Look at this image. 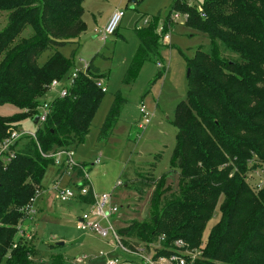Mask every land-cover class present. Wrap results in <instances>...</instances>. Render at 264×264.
<instances>
[{"label":"trees","instance_id":"1","mask_svg":"<svg viewBox=\"0 0 264 264\" xmlns=\"http://www.w3.org/2000/svg\"><path fill=\"white\" fill-rule=\"evenodd\" d=\"M83 1L0 0V12H7L0 30V104L17 109L10 116L0 115V141L24 118L37 114L53 79L69 73L71 59L57 49L76 44L86 30ZM177 13L184 15V25L193 34L207 39L186 58V98L174 111L169 172L178 175L177 189L165 187V175L154 177L153 165L144 172L132 171L131 177L126 165L121 175L129 177L138 202L153 190L148 216L132 220L130 228L117 227V233L127 247L134 241L147 246L153 258L169 256L178 239L197 249L217 207L219 218L195 264H264V181L255 176L264 170V0H203L199 6L173 0L161 33L159 14L134 29L138 44L124 82L132 81L145 61L160 58L161 36L167 33L169 17ZM44 52L49 55L40 64ZM161 75L159 71L157 77ZM105 76L89 61L68 94L50 101L49 115L37 126L35 139L26 137L19 149L17 143L11 146L15 153L8 162L0 160V264H68L61 253L45 262L29 260L38 257L37 250L14 238L40 191L47 164L54 163L46 155L84 141L103 93L96 82ZM123 104L116 95L99 128V140L111 134ZM83 168L80 164L71 171L91 188ZM61 169L58 166L57 173ZM257 181L262 187H255ZM121 185L115 184L112 192ZM78 200L92 201L90 194ZM161 236L160 248L152 249L150 244Z\"/></svg>","mask_w":264,"mask_h":264},{"label":"rangeland","instance_id":"2","mask_svg":"<svg viewBox=\"0 0 264 264\" xmlns=\"http://www.w3.org/2000/svg\"><path fill=\"white\" fill-rule=\"evenodd\" d=\"M172 1L84 0L82 8L86 30L76 44L68 43L57 49L71 59L69 73L81 71L92 60L98 71L106 75L99 79L104 91L93 115L89 132L82 143L71 145L67 149L72 152V163L75 167L83 164V176L96 194L112 193L116 182H122L114 191L112 199L118 208L112 219L116 228H130L129 222L142 221L148 216L153 190H147L138 202L136 190L126 180L129 177L121 175L126 165L129 166L130 177L132 171L144 172L153 165L154 177L165 175V187L169 191L177 189L178 175L174 171L169 172L176 132L172 121L177 103L186 98V58L193 55L197 46L207 44V39L202 35L193 34V30L184 25L183 14L177 13V17H169V27L166 30L169 40L163 41L160 58L157 61H145L132 81L124 82V75L138 44L134 29L148 24L147 22L157 14L158 27L161 28ZM202 1L190 0V3L199 6ZM115 9L122 10L123 17L116 32L101 41L98 35ZM6 13L0 12V30L6 24ZM48 55L49 52H44L38 62L42 64ZM156 62H160L161 66H157ZM159 71L162 75L157 77ZM68 74L63 76L60 82L62 86L68 87ZM118 94L124 100L120 117L108 138L99 140V128ZM56 96V91L47 90L39 105L44 101H51ZM139 108L146 112L147 123H143L144 114ZM16 110L11 104H0L1 116H10ZM38 111L39 107L36 109V112ZM18 129L21 132L35 133L37 124H33L31 116L26 117ZM25 141L26 137L19 139L15 148L19 149ZM65 159V155L61 153L59 163L63 164ZM57 167L54 163L47 164L40 179V191L31 201L30 208L33 212L19 223V230L14 238V241L26 240L29 246L37 250L38 257L32 256L29 260L36 262L41 258V261L45 262L51 254L61 253L68 264H106V261L113 257L122 261L132 260L133 264H144L119 247L114 248V245L110 244L111 238L103 239L87 228L78 227L77 219L83 213H89L91 207L80 202L77 197L61 201L58 193L69 188L77 194L82 180L70 170L61 169L57 173ZM261 179H264V173ZM247 183L251 187L250 181ZM218 218L219 210L216 207L203 230L199 248H202L209 229ZM100 225L104 226V222H100ZM57 242L63 244L57 245ZM199 248L197 249L200 252ZM173 249L181 252L195 248H189L183 241L181 248ZM82 255L86 256V260L75 263V257Z\"/></svg>","mask_w":264,"mask_h":264},{"label":"built area","instance_id":"3","mask_svg":"<svg viewBox=\"0 0 264 264\" xmlns=\"http://www.w3.org/2000/svg\"><path fill=\"white\" fill-rule=\"evenodd\" d=\"M123 17V11L119 9H115L111 15L109 16L104 28L101 30V33L98 35L99 40L105 41L107 36L112 35L117 30V27L119 26V23ZM177 17V14L176 16ZM157 32L161 33V28H157ZM162 41H168L169 40V33H164L162 36ZM86 66V65H85ZM157 66H161V63L158 62ZM79 71L72 72L68 76V87L67 85H61L62 79H53L49 85L47 86V90H53L57 92V97H63L68 94L69 89L73 86L75 78L77 77ZM96 85L101 88L102 91L104 89L101 87L100 80L96 82ZM39 111L35 116H37V126L41 125L43 122H45L46 118L49 115L50 112V101L49 102H42L41 105L38 106ZM139 111L144 114L143 123H147L148 119L146 116V112H144L143 108H139ZM23 137L33 138L35 139V133L30 132H21L19 129H14L11 131V133L4 138L2 141H0V160L4 162H8L15 153V148H11V146L15 145L19 139ZM63 153L66 157L63 164L59 163V155ZM47 157H51L54 160V164L57 166H62L65 171L66 170H72L73 167H75L72 163V152L68 149H58L54 152H50L46 155ZM78 167V166H77ZM264 172V170H263ZM263 172H256V176L258 177V180L264 181V179H261V175ZM259 175V176H258ZM86 178V177H85ZM257 181L255 183L256 188L262 187V182ZM121 184L120 181L116 182V185ZM88 194L91 195V202H88L87 205L91 207V210L89 213H83L78 219H77V225L79 228H87L93 232H95L100 238H111L112 242L111 245H114V248L119 247L122 249L125 253H127L130 256H133L134 258L141 260L144 264H195L196 258L199 257L200 252L198 249H194L192 251H181L176 252L175 249H173V252L169 256H158L156 258H153L152 251L147 248L142 243H139L137 241H134L131 243L130 247H127L121 242V237L117 233V228L114 227L112 224V219L115 217L116 213L118 212V208L113 204V192L112 193H100L96 194L94 191L89 188L88 184H80L78 193L75 194L71 189L66 188L58 193V197L61 201L68 200L70 198H81L84 196H87ZM31 205V204H30ZM30 206L27 208L28 216L31 215ZM100 222H104V226L100 225ZM163 240V236L159 238L155 243H151L150 247L152 249H158L160 248V241ZM183 246V240L178 239L174 242V248H181ZM15 247V245H14ZM84 260H86V256H77L75 257V263H82ZM106 264H133L131 260H120L118 257L110 258L106 261Z\"/></svg>","mask_w":264,"mask_h":264},{"label":"water","instance_id":"4","mask_svg":"<svg viewBox=\"0 0 264 264\" xmlns=\"http://www.w3.org/2000/svg\"><path fill=\"white\" fill-rule=\"evenodd\" d=\"M188 73H189V69H187V75H188ZM37 116H34L33 118H32V122H33V124H36L37 123ZM63 244V242H57V245H62Z\"/></svg>","mask_w":264,"mask_h":264},{"label":"crops","instance_id":"5","mask_svg":"<svg viewBox=\"0 0 264 264\" xmlns=\"http://www.w3.org/2000/svg\"><path fill=\"white\" fill-rule=\"evenodd\" d=\"M31 216V215H30Z\"/></svg>","mask_w":264,"mask_h":264}]
</instances>
